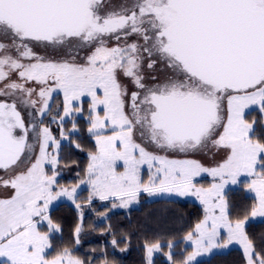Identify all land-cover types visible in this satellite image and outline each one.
Listing matches in <instances>:
<instances>
[{
  "label": "snow or ice",
  "instance_id": "snow-or-ice-1",
  "mask_svg": "<svg viewBox=\"0 0 264 264\" xmlns=\"http://www.w3.org/2000/svg\"><path fill=\"white\" fill-rule=\"evenodd\" d=\"M81 119L87 165L61 183L80 169ZM241 183L250 204L229 197ZM142 194L203 210L180 252L144 236V264H199L231 245L241 264H264V232H249L264 223V0H0V264H117L105 249L75 253L85 209H130ZM61 200L75 239L51 254ZM131 235L112 248L128 251Z\"/></svg>",
  "mask_w": 264,
  "mask_h": 264
},
{
  "label": "trees",
  "instance_id": "trees-1",
  "mask_svg": "<svg viewBox=\"0 0 264 264\" xmlns=\"http://www.w3.org/2000/svg\"><path fill=\"white\" fill-rule=\"evenodd\" d=\"M251 118V117H250ZM82 129L81 136L84 137L82 143L85 146L84 152H73L70 159L77 160L80 164V169H74L72 171H65L61 178V183H66L75 179L76 171L81 170L87 165V148L90 147L89 139L86 133L87 123L86 120L81 119L79 121ZM70 127V124L68 125ZM85 193V191H84ZM229 197L233 203L237 204H250L251 195L246 194L243 188L229 189ZM143 206L141 208H133L128 210H114L109 211L107 218L97 216V212L105 211L103 205L95 201L92 208L85 209V217L83 221V231L80 239L81 244L76 246L75 253L82 257L92 255L93 249H105L109 255L108 259L115 260L117 264H144V252L142 248L143 237L148 236L153 238L156 235H160L164 238V242L168 239H175L180 241L178 247L174 249L176 252H180L182 248H185L180 237L182 234L183 222L186 220V214L192 213L194 204L189 202H172L170 200H152L145 202L146 198L143 197ZM173 203L177 206V210H173V213L168 211L157 212L154 207L161 204ZM109 208V206H107ZM95 209V211H93ZM186 209V210H185ZM152 212V213H151ZM177 214V216H176ZM54 218L62 221L63 231L57 233L54 236V248L51 254H55V251L63 246L74 243V237L72 231L77 221L76 211L74 206L69 202H63L54 207L52 212ZM161 217V222H158ZM170 217V220L169 218ZM156 221V222H155ZM259 221H255L249 225V232L257 228ZM264 224V223H263ZM113 230L112 232L105 231L106 229ZM182 227V228H181ZM160 229H166V232H160ZM174 230L176 238H169ZM183 229V230H182ZM152 230L156 232H151ZM170 231V232H169ZM120 233H132L130 239V247L126 252H120L119 248L113 249L111 246V240L113 234ZM173 235V234H172ZM120 247H124L123 244ZM167 251V248L164 249ZM186 251H190V247L187 246ZM242 251L237 249H231L226 253L215 254L212 258L202 260L199 264H241ZM186 254V252H185ZM236 255V256H235ZM155 264H166L163 253H158L154 257Z\"/></svg>",
  "mask_w": 264,
  "mask_h": 264
},
{
  "label": "rangeland",
  "instance_id": "rangeland-1",
  "mask_svg": "<svg viewBox=\"0 0 264 264\" xmlns=\"http://www.w3.org/2000/svg\"><path fill=\"white\" fill-rule=\"evenodd\" d=\"M87 107V105H85V108ZM251 117V116H250ZM249 117V119H251ZM172 158H177V159H182V158H185L184 156H182V155H173L172 156ZM190 158H195V159H199V160H201V162L202 163H204L206 166L207 165H210V164H212L213 163V160H212V157L210 156V155H206V154H204V153H200V154H197V155H195V156H193V157H190ZM143 176H144V178L145 179H147V168L145 167V169L143 170ZM243 177L241 178V180L243 181ZM211 182V177H208V176H204V177H202V178H198V183L199 184H202V185H204V186H207L209 183ZM239 187H241V188H243V190H244V187H243V183H241L240 185H238V186H229V189H234V188H239ZM245 192V191H244ZM246 193V192H245ZM246 194H249V195H251L252 196V194H250V193H246ZM143 195V197L144 198H146L144 201L145 202H147V201H152V200H160V199H164V200H170V201H172V202H189V203H192V204H194V207L197 209V211L193 208V210H192V213H189L188 212V214H186V220L183 222V228H184V230L182 231V233H180V234H182L181 235V237H180V240H183V236L192 228V226L199 220V219H201L202 218V215H203V210H202V206L199 204V201L198 200H196V198L195 197H191V196H188V197H177V196H163V197H155V198H149L146 194H142ZM142 195L140 196V198H139V200H140V202H139V204H133L132 206H131V208L130 209H133V208H141L142 206H143V199H142ZM86 196H87V191L85 190V193H84V191L81 193V199H83V198H86ZM96 201H98V202H100L102 205L103 204H107V206H109V209H111V204L110 203H108V202H101V201H99V200H96ZM63 202H68V201H66V200H61V201H58V202H56V204H55V206L56 205H58V204H60V203H63ZM95 202V201H94ZM70 203V202H69ZM54 206V207H55ZM129 209V210H130ZM153 209H157V212H161V211H168V212H170V213H173V210H175L176 209V211L177 212H179L178 210H177V206L175 205V204H173V203H168V204H161V205H158V206H156V207H154ZM114 210H128V209H122V208H116V209H111V211H114ZM186 210V209H185ZM109 213V212H108ZM152 213V212H151ZM176 216H177V214H176ZM103 218V217H102ZM169 218V220H170V217H168ZM104 219V218H103ZM158 222H161V217H160V219L159 220H157ZM257 221H259V220H257ZM156 222V221H155ZM182 228V227H181ZM257 229V228H256ZM171 230V229H170ZM167 230L166 229H162V231H161V229H160V232H166ZM171 231H173L172 233H171V235H169L170 237L169 238H176L175 237V235H174V230H171ZM253 231H255V229L254 230H252L251 232H253ZM151 232H156V231H154V230H152ZM168 232V231H167ZM170 232V231H169ZM250 232V233H251ZM173 234V235H172ZM185 246V245H184ZM190 247V246H189ZM231 249H237L238 251H240L241 249H240V247L238 246V245H231L229 248H227V249H222V250H218L217 251V253H216V255L217 254H221V253H226V252H228L229 250H231ZM192 249H191V247H190V251H191ZM242 251V250H241ZM158 254V253H157ZM242 254V253H241ZM236 256V255H235ZM198 259V262H200V261H202V260H206V259H208L207 257H198L197 258Z\"/></svg>",
  "mask_w": 264,
  "mask_h": 264
},
{
  "label": "flooded vegetation",
  "instance_id": "flooded-vegetation-1",
  "mask_svg": "<svg viewBox=\"0 0 264 264\" xmlns=\"http://www.w3.org/2000/svg\"><path fill=\"white\" fill-rule=\"evenodd\" d=\"M262 232H264V224L259 221L257 229L255 228V231L251 232V234L257 237V239H259V236Z\"/></svg>",
  "mask_w": 264,
  "mask_h": 264
}]
</instances>
